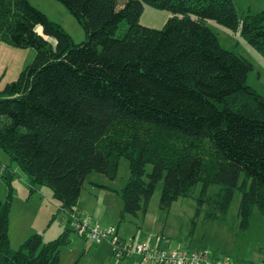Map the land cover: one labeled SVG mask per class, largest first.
I'll list each match as a JSON object with an SVG mask.
<instances>
[{"label": "trees", "instance_id": "1", "mask_svg": "<svg viewBox=\"0 0 264 264\" xmlns=\"http://www.w3.org/2000/svg\"><path fill=\"white\" fill-rule=\"evenodd\" d=\"M57 1L82 25L83 41L30 0H0V45L36 49L0 89V147L28 174L31 192L48 186L73 221L88 174L115 179L126 157L121 220L146 214L163 180L162 208L201 185L199 204L209 202L212 219L241 190L245 230L255 205L264 212V95L247 83L253 63L224 47L207 21L239 31L264 57V11L241 15L234 0ZM145 5L174 15L162 28L141 24ZM8 170L0 264H59L73 223L57 239L35 232L11 249ZM212 184L220 189L208 194Z\"/></svg>", "mask_w": 264, "mask_h": 264}, {"label": "rangeland", "instance_id": "2", "mask_svg": "<svg viewBox=\"0 0 264 264\" xmlns=\"http://www.w3.org/2000/svg\"><path fill=\"white\" fill-rule=\"evenodd\" d=\"M47 16L57 22H63L66 30L75 42H81L86 34L79 21L68 9L57 0H30ZM242 15L250 11L255 14L264 11V0H234ZM174 15L169 10L145 5L140 17V23L162 28L169 18ZM208 26L218 35L221 44L229 50L235 51L248 58L253 63V70L248 74L247 83L264 95V57L253 48L239 32L208 20ZM127 23L121 25L119 33L127 29ZM49 40L55 44V39ZM36 54L33 47L19 48L2 42L0 45V89L8 82L16 80L22 70L32 62ZM10 166V167H9ZM9 167L13 173V199L9 214V235L11 249L16 250L20 240L33 232H39L44 241L59 238L67 228L72 226L70 215L62 211L57 212L58 202L53 197L52 190L42 185L41 189L30 190V178L17 162L0 147V198L5 199L8 187L4 180V172ZM147 171L152 169L150 164ZM130 163L126 157H120L117 176L115 179L107 175L92 171L86 177L78 206L81 207L78 216L89 219L92 225L99 224L103 229L119 226L117 236L125 240H146L154 244L157 236H164L163 246L169 248H207L213 255L226 257L235 264H264V212L255 205L248 227L241 228L239 216L242 191L236 190L228 211L221 218H210L207 213L212 206L206 200L199 204L201 185L193 189L192 195L183 196L175 201L170 208H162L160 204L163 180L156 185L146 214L137 215L126 213L122 217L123 199L122 188L130 177ZM242 175L241 179H243ZM220 187L210 185L208 194L218 192ZM199 214H197V210ZM55 215V217H54ZM72 228V227H71ZM70 241L60 247L59 264H127L115 257L111 237L104 239L107 249L94 252L93 242L89 238L69 232ZM23 242V241H22ZM139 260V259H138ZM140 261V260H139ZM140 264H151L140 262Z\"/></svg>", "mask_w": 264, "mask_h": 264}, {"label": "built area", "instance_id": "3", "mask_svg": "<svg viewBox=\"0 0 264 264\" xmlns=\"http://www.w3.org/2000/svg\"><path fill=\"white\" fill-rule=\"evenodd\" d=\"M75 232L100 242L111 237L112 248L118 259L136 257L140 262L151 264H234L232 260L221 256H211L207 250L194 248L168 249L152 244L150 241L125 240L117 236L116 229H103L99 224L92 225L89 219L73 216Z\"/></svg>", "mask_w": 264, "mask_h": 264}, {"label": "crops", "instance_id": "4", "mask_svg": "<svg viewBox=\"0 0 264 264\" xmlns=\"http://www.w3.org/2000/svg\"><path fill=\"white\" fill-rule=\"evenodd\" d=\"M57 22V21H56ZM58 23H60L65 29H67L65 26H64V24H63V22H58ZM10 167V166H9ZM9 167H6V169H9ZM27 182H29V188H30V190H31V185H30V181H27ZM42 187H38L37 189H41ZM58 202V201H57ZM78 204H79V202H78ZM59 208H60V203L58 202V208H57V210H59ZM77 208H78V211H77V215H78V213H79V210L81 209V207L80 206H77ZM58 212V211H57ZM80 217V216H79ZM117 229H118V232L117 233H119V226H117ZM34 233V232H33ZM32 233V234H33ZM30 236V235H29ZM27 238V237H26ZM26 238H23V240H20V242L22 243V241H24ZM121 238V237H120ZM132 239H134V240H136V236H133V238ZM139 241H141V240H139ZM142 241H146V240H142ZM151 241V240H150ZM165 241V237L164 236H157V238L155 239V242H154V244H158L160 247H164V248H168V249H175V248H169L168 246H163V242ZM20 243V244H21ZM95 247H94V249H93V251L94 252H100L101 251V249H107L108 248V245L106 244V243H103V240L102 241H100V242H96V244L94 245ZM126 261L127 262V264H140V261L138 260V258H136V257H126V258H122V259H120L119 261Z\"/></svg>", "mask_w": 264, "mask_h": 264}]
</instances>
